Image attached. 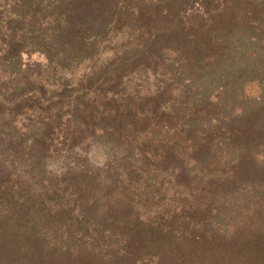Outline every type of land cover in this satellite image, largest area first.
I'll list each match as a JSON object with an SVG mask.
<instances>
[{
    "label": "trees",
    "instance_id": "obj_1",
    "mask_svg": "<svg viewBox=\"0 0 264 264\" xmlns=\"http://www.w3.org/2000/svg\"><path fill=\"white\" fill-rule=\"evenodd\" d=\"M3 113L0 264H264V0H0Z\"/></svg>",
    "mask_w": 264,
    "mask_h": 264
},
{
    "label": "rangeland",
    "instance_id": "obj_2",
    "mask_svg": "<svg viewBox=\"0 0 264 264\" xmlns=\"http://www.w3.org/2000/svg\"><path fill=\"white\" fill-rule=\"evenodd\" d=\"M11 114L9 113H3L0 114V136H5V139L1 140V149L0 150V172L2 171H7L11 172V135L10 137L7 136L8 133L11 134ZM22 150L20 151V153ZM89 157L90 160H92L96 165H103L105 161V155L103 152V149L101 148H92L91 151L89 152ZM59 160H57V159ZM50 160L52 162H49L47 165V169L50 167L54 168V172L59 173L62 172V167H63V160L62 156H53ZM49 160V161H50ZM33 163H26V164H21L18 166V170L22 172L23 175L29 174ZM36 166L34 165L33 168ZM38 169V168H37Z\"/></svg>",
    "mask_w": 264,
    "mask_h": 264
}]
</instances>
